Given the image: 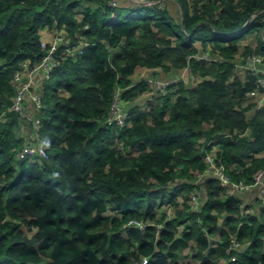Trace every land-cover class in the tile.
Wrapping results in <instances>:
<instances>
[{"label":"trees","instance_id":"16d2710c","mask_svg":"<svg viewBox=\"0 0 264 264\" xmlns=\"http://www.w3.org/2000/svg\"><path fill=\"white\" fill-rule=\"evenodd\" d=\"M53 32L65 40L36 113L48 155L19 156L38 139L9 109L14 76ZM252 55L264 61V0H0V264H184L189 248L198 264H264V196L206 173L213 154L259 186L264 103L258 75L235 71ZM186 68L193 87L156 90ZM117 92L123 125L108 120Z\"/></svg>","mask_w":264,"mask_h":264},{"label":"built area","instance_id":"2783aa9c","mask_svg":"<svg viewBox=\"0 0 264 264\" xmlns=\"http://www.w3.org/2000/svg\"><path fill=\"white\" fill-rule=\"evenodd\" d=\"M65 37L62 33H57L50 40L44 41L43 45L48 47L47 54L41 59L40 62L31 65L30 63H24V69L20 72H17L14 76V83L16 87V93L13 97L12 105L10 106V110L17 112L22 119H25L27 123L33 125L34 129L37 132V142L26 144L24 148L19 152V156L24 155H48V146L41 140L39 136V127L41 124V117L36 113L40 112L44 106V95H43V81L45 78H49L51 72L54 67L57 65L58 57L56 53L59 49V46L64 42ZM78 52H83L82 46L77 48L66 47L65 53L67 55H75ZM205 58H208L206 54H204ZM252 58L255 62L264 63L263 58L257 55H252ZM251 69L258 75L257 79V88L251 91V95H253L256 100L260 104L264 103V70H260L259 68L252 66ZM180 79L175 78L170 81H166L167 83H162L163 88L172 82L179 81ZM162 82V81H161ZM263 88V92L260 90ZM260 100V101H259ZM6 111L0 113V122L5 120ZM128 118V111L125 110L121 103V98L119 92L116 93L115 100L111 105V110L109 112L108 120L109 122H117L120 125H123ZM207 161L210 163L207 168V174H212L216 176L221 185L227 188L228 193L233 194L242 190H250L251 185L245 184L243 182H235L233 181L229 175H227L224 171V168L215 163V158L213 154L207 155ZM209 172V173H208ZM256 184L263 186L264 192V170L259 171L255 175ZM199 193L197 196L193 197V206L197 208V204H199ZM200 206V204H199ZM127 225H136L141 228L144 227V223L138 220H132L127 223ZM126 227V226H125ZM233 247L237 250H241L243 248V244L238 241H233ZM236 256L232 257V260H235ZM147 262V258L144 259L143 263Z\"/></svg>","mask_w":264,"mask_h":264},{"label":"rangeland","instance_id":"374dc122","mask_svg":"<svg viewBox=\"0 0 264 264\" xmlns=\"http://www.w3.org/2000/svg\"><path fill=\"white\" fill-rule=\"evenodd\" d=\"M252 56H245V57H242V56H240L239 58H237L236 59V68H235V71L237 72V74L239 75V76H241V78L242 79H245L246 77V73H244L245 72V70H248V68L249 67H247L246 65H247V63H246V61L247 60H250V61H252ZM161 69H158V71H160ZM152 71L153 70H150V69H143V70H140V71H138V73H137V77H141V76H145V77H147L148 79H152V80H154L153 81V83L152 84H156V83H154L157 79L155 78V77H153V75H152ZM190 71L189 70H187L186 72H181V73H177V77H175V78H178V79H180V80H184L185 81V83H186V85L187 86H190V87H193V85H195V83H196V81L198 80V78L197 77H195L194 75H192L193 76V78H194V81H193V85L191 84V80H190ZM138 78V79H139ZM175 78H172V79H170V80H173V79H175ZM170 80H165V81H162V82H159L158 83V85L155 87L156 88V90L157 91H159L160 89L162 90L163 89V85H162V83H167L166 81H170ZM148 94H150V93H146V94H144L143 95V97H142V100L144 101V103L143 104H146V100H147V98H151ZM151 95V94H150ZM258 188H260V194H261V196H264V192H263V186L262 185H259L258 186ZM254 189V188H253ZM252 189V190H253ZM255 197V196H254ZM197 207H199V204H197ZM193 252V250H192V248H189V249H187L186 250V253H188V258H186L185 260H184V264H198L193 258H192V256H191V253Z\"/></svg>","mask_w":264,"mask_h":264},{"label":"crops","instance_id":"0c3cea01","mask_svg":"<svg viewBox=\"0 0 264 264\" xmlns=\"http://www.w3.org/2000/svg\"><path fill=\"white\" fill-rule=\"evenodd\" d=\"M57 34V32H53V33H51V34H47L46 35V38H45V40H47V39H49V38H51V36H53V35H56ZM246 63H247V67H249V68H251L252 66H255V67H257V68H259L260 70H264V63H260V62H255L253 59H252V61H250V60H247L246 61ZM248 68V69H249ZM187 70H189V69H184L183 71H181V72H186ZM190 71V70H189ZM181 72H178V73H181ZM191 73V72H190ZM192 74V73H191ZM190 74V80H191V84L193 85V81H194V78H193V76ZM175 77H177V73L174 75ZM173 78V77H172ZM171 79V78H170ZM163 81H165V80H163ZM194 86V85H193ZM142 100V99H141ZM260 101V100H259ZM25 134H28L29 133V135L31 136V137H33V138H37V132H36V130L33 128V129H30V130H28V131H26V129L23 131ZM255 196V197H254ZM261 196V194H260V188H254L253 190L251 189V190H249L248 192H246V194H245V200L248 202V203H252L253 201H255L256 199H258L259 197Z\"/></svg>","mask_w":264,"mask_h":264}]
</instances>
